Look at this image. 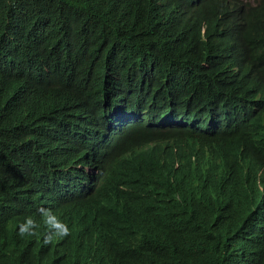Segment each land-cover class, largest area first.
I'll use <instances>...</instances> for the list:
<instances>
[{
    "label": "clouds",
    "instance_id": "1",
    "mask_svg": "<svg viewBox=\"0 0 264 264\" xmlns=\"http://www.w3.org/2000/svg\"><path fill=\"white\" fill-rule=\"evenodd\" d=\"M262 4L153 0L149 13L133 23L149 30L195 29L205 38L214 20L228 19L235 29L231 57L245 59L252 39L264 45V14L254 18ZM55 10L71 22L73 65L90 59L78 53L85 50L104 62L105 73L87 102L61 94L72 106L57 126L51 122L47 136L61 144L59 157L53 154L61 167L51 176L67 192L17 224L26 239L23 256L0 237V264H168L176 245L175 264H264V147L245 133L262 117L261 99L232 89L211 108V118L187 115L191 97L166 113L147 100L129 105L139 99L118 85L114 69L130 65L113 50L136 48L133 37L113 40L112 31L102 33V12L86 3L57 0ZM213 55L224 57L225 51ZM175 71L187 87V69ZM241 81L262 82L248 70ZM215 222L227 248L222 258L195 238Z\"/></svg>",
    "mask_w": 264,
    "mask_h": 264
},
{
    "label": "trees",
    "instance_id": "2",
    "mask_svg": "<svg viewBox=\"0 0 264 264\" xmlns=\"http://www.w3.org/2000/svg\"><path fill=\"white\" fill-rule=\"evenodd\" d=\"M56 1L0 0V237L16 244L22 256L26 239L17 234V224L36 217L40 209L50 207L58 195L67 192L64 184L53 183L51 176L61 167L53 157H59L56 150L61 144L50 142L51 122L57 126L72 106L69 96H60L67 92L87 102L100 89L105 73L104 62L85 50L78 53L90 59L73 65L77 50L68 53L72 49L67 32L71 22L57 14ZM69 1L100 10L102 33L112 31L113 40L129 36L135 40L136 48L116 45L113 50L114 57L130 65L114 69L118 85L139 99L127 101L129 105L147 100L166 113L191 97L194 102L188 106L187 115L211 118V108L232 89L256 95L264 103V45L252 39L245 48V59H232L235 29L228 19L225 24L214 20L204 38L199 30L190 28L149 30L135 25L133 20L143 19L153 0ZM263 14L264 4L254 10V18ZM64 36L66 41L58 49ZM217 51H225V56L215 57L213 52ZM177 66L187 69V87L177 77ZM246 70L254 71L262 82L243 83L241 73ZM261 115L252 131L245 133L264 147V110ZM220 226L215 222L195 238L222 258L227 248L219 243ZM177 250L178 245L168 264H175ZM231 251L238 252L235 248Z\"/></svg>",
    "mask_w": 264,
    "mask_h": 264
},
{
    "label": "bare ground",
    "instance_id": "3",
    "mask_svg": "<svg viewBox=\"0 0 264 264\" xmlns=\"http://www.w3.org/2000/svg\"><path fill=\"white\" fill-rule=\"evenodd\" d=\"M125 121V120H124Z\"/></svg>",
    "mask_w": 264,
    "mask_h": 264
}]
</instances>
